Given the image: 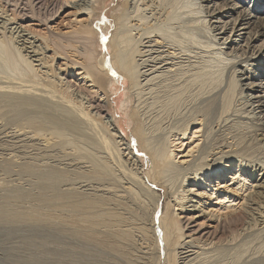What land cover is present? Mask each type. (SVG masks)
<instances>
[{"label":"bare ground","instance_id":"1","mask_svg":"<svg viewBox=\"0 0 264 264\" xmlns=\"http://www.w3.org/2000/svg\"><path fill=\"white\" fill-rule=\"evenodd\" d=\"M49 1L57 5L59 9L67 7L70 2V0ZM49 1L34 0L33 5L43 6ZM106 1L108 0H73L72 6L75 12L82 14V18L77 21L79 23L72 25L70 30L60 33L51 32L49 34L51 30L49 26L48 33L43 32L42 36L39 33L40 30L36 29L41 24L39 21L36 22L32 8L28 10L27 5L20 1L0 5L4 10L11 7L13 11L15 8L17 15L13 14L14 17L11 18H16L18 25L13 34L16 33L15 37L26 36L19 47L11 41L13 38L10 40L6 34H0L1 62L9 64L12 73V76L0 75V104L6 106L5 109L0 105L4 109L0 113L16 115L20 111L28 112V116L24 114L25 123L38 127L34 128L35 134L41 128L49 127L50 132L47 134L57 139L48 141L41 135L40 137L43 138L41 142L42 139L38 140L35 137L37 135L20 131L22 136L27 137L28 141L36 143L39 141L42 150L70 145L74 152L70 150L73 153L71 156L78 155L73 160L80 159L77 163L74 162L78 165L76 168L79 169L78 171L73 169L74 172L76 174L78 172L79 176L85 179L98 181L95 187L80 185L79 190L66 189L64 193L67 194L58 195L60 199L55 197L53 203L58 202L54 205L61 208L68 203V199L64 200L65 197L68 198L71 193L79 191L81 195L79 209L82 210H80L81 215L71 216L70 213H74L75 208L70 209V207H77L78 204H71L74 201L72 199L68 203L70 206L68 208L72 212L63 216L58 211L59 215L52 220L59 218L64 224L78 226V232L87 235H82L85 239L103 249L113 251V254L115 252L116 255L124 257L128 264H233V261H239V259L241 261L248 254L243 256L240 252L243 250L242 246L244 247V244H240V240L245 234L251 233L253 229H257L264 223V159L259 161L254 154L258 148L262 149L264 154V117L259 119L256 116L257 124L237 120L227 125L228 122L225 123V121L228 116L237 111L233 110L232 100L235 98L236 91L240 94L243 89L241 80L244 78H237L238 71L234 67L235 64L240 63L238 59L235 60L237 55L248 52L250 56H246V61L255 58L259 63L264 55V40L256 44L258 36L264 31V17L254 24L250 21L252 16L249 13L243 14L236 24V19L230 18V12L224 11L223 5L216 3L212 11L210 9L206 11V13L210 11V14L211 12L215 14L216 10L215 21L209 19L208 24L205 20L201 21L205 22L203 24H206L207 31L219 30L223 35L222 43H226L229 39L228 42L233 44L231 50L241 53L228 54L225 52L229 58L222 57L223 60L218 59L219 56L212 58L207 53L209 58H206V55V59H203L204 56H202V60L198 62L196 59L192 60L191 52L187 49L190 47L186 48L187 44L181 39H166L164 34L158 31L157 26L152 27V23H149L153 17L157 21L167 9H170L168 17H171L174 0H121L120 4L112 10L111 17L115 27L105 47L110 51L109 61L113 67L112 70H115V73L127 82L125 88L127 98L124 108L129 110L127 117L131 125L129 133L131 137L129 136L130 141L126 142L123 141L124 136L118 134L122 131L120 119L112 113L111 105H109L112 96L109 91L110 86H114L116 78L110 73L111 69L108 68L109 63L106 60V49L102 48L100 30L107 31V25L97 29V22L105 9ZM198 5V12H201L200 2ZM149 8L153 13L142 16V10ZM259 8L264 9L263 2ZM50 17L41 19L43 22H40L43 23L44 28L53 22L56 15L52 13ZM144 18L150 20L139 23ZM244 24H248L247 27L243 26ZM251 25L253 29L245 31ZM240 30L244 32L240 33ZM28 34H33L46 42L44 43V45L47 44L46 47L44 48L43 45L44 49H40V52L38 47L32 46V42H26L29 39ZM213 37L215 38V35ZM240 40L244 43L239 44ZM77 43L81 46L80 50H74ZM70 48L72 50L69 51ZM221 48L218 47V55L221 53ZM190 51L193 50L190 49ZM69 53L75 58L70 59L67 56ZM214 53L213 55L216 54ZM195 61L199 65L193 64ZM223 63L228 64V70L222 69ZM251 65L253 68L259 64L251 63ZM223 71L228 75V81H225V84L223 83L225 77ZM247 71L245 72L249 76V69ZM248 85L259 92L255 96L247 93L248 100L254 99L251 103L256 101L259 105L257 107L261 108L260 112L264 113V81L260 80L257 84L250 82ZM187 90L192 91L196 97L206 94L205 99L202 104L192 108L185 119L183 117V122L173 128L170 127V130L166 129V134L163 126L161 132L160 124L165 119L167 123L168 118L174 116V108L182 97L185 100ZM75 91L83 95V97L81 95L82 99L75 98ZM252 104L250 107L253 106ZM249 113L252 112L249 111ZM147 118L152 120V123L147 122L145 120ZM19 126L17 125V128ZM221 128H223L222 132L227 130L224 133L225 136L215 135V138H209L214 129L218 132ZM196 134L198 138L204 136L206 139L201 145H198L200 139L194 138L193 140ZM25 137L22 138L25 139ZM184 139L188 140L185 145L188 149L179 160L176 156L179 151L176 152L173 149L176 146L173 143L179 140L180 147ZM134 140L138 151L143 153L147 163L143 162L144 157L141 156L137 160L133 155L131 142ZM62 149L69 151L64 150V147ZM124 153L129 154V157L133 159L132 165L136 167L129 166V168L127 164L125 165L127 162ZM137 161L140 163L138 164ZM40 168L42 169V167L38 169ZM169 172L172 173L171 176L166 177ZM41 174L43 175L37 177L46 181L50 179L46 174ZM173 174L176 178L179 177V182L174 180L176 186H172L174 189L172 188L170 194L165 196L167 185L163 186V184H167L168 179L174 178ZM22 188L23 186L19 183L11 184L0 179V190L3 192H0L2 200L0 201V221H11L20 218L21 215L48 221L47 219L52 215H56V212L53 211L55 213L53 214L47 209L45 212L38 204L31 205L32 203H29L31 206H23V210L15 209L14 203L19 199L14 197H18L17 191L23 190ZM156 188L163 189V196L160 192L157 193ZM23 194L22 196L25 195ZM205 195L209 200L218 201L219 207L216 212L205 213L207 206L202 200V196ZM46 196L50 195L45 194ZM34 197H36L35 194ZM101 204L108 205L105 206L107 213L104 210L102 211L106 214L96 211L102 216L97 218L94 215L97 218L95 219L89 212L91 210L95 212L94 208H100ZM63 209L62 212H66L67 208ZM137 234L141 237L140 244L136 242ZM245 248L244 251L248 249L246 246ZM217 249L227 252L233 249L229 256L234 258L224 259L226 262L212 260L213 257L211 259L209 253ZM261 250L256 248L253 254L249 252V256L260 254L264 257V251ZM208 257L214 262L211 263Z\"/></svg>","mask_w":264,"mask_h":264},{"label":"rangeland","instance_id":"2","mask_svg":"<svg viewBox=\"0 0 264 264\" xmlns=\"http://www.w3.org/2000/svg\"><path fill=\"white\" fill-rule=\"evenodd\" d=\"M14 1L15 0H0V5H5L7 3L13 4L12 2H14ZM18 1L22 2L23 4H26L27 5L26 8L28 10L30 8H32L34 17L36 18V22L38 23V21H39V24H41V26L36 27V29L41 31V32L39 31L41 36L43 35V32L48 33V30H50L49 26H51V30L49 31V34L51 32H53V33L59 32L60 33V32L68 31L73 27L72 25H74V24L76 25V23H79L77 21L80 18H82L81 17L82 14H79V13L77 14L75 12V9L73 8V6H72L73 0H70L68 6L64 7L62 9H59V7L57 5H55L54 3L51 4L52 1H49V0H48L49 2H45V4L43 6H41L39 4L34 6L33 5L34 0H16L15 2H18ZM120 1L121 0H108V1H106L105 9L100 14L101 17L99 16V19L97 22V29L107 25L106 26L107 31L100 30L101 39L104 38V39H102V48L106 49L105 54H106V60L109 63L108 68L111 69L110 73L112 76H115V78H116L115 82L113 84L114 86H110L109 91H110L112 96L110 98V104L109 105H111L112 113H114L115 116L118 119H120L122 131H119L120 133H118V134L119 135L122 134L124 136V139H125L123 141L127 142L129 140V136H130L129 133H130V128H131L130 122L128 123V117H127V112L129 110L127 108H124V104H125V101L127 98V94H126V90H125V88L127 87V82L124 78H122L120 75L115 73V70H112L113 67L110 65V61H109L110 60V58H109L110 57V51L105 47L106 41L109 38L111 32L113 31V28L115 27L114 20L111 17L112 16L111 14L113 12L112 10L114 8H116V6L118 4H120ZM174 2L175 3L173 5V10L171 8V13H170L171 17H168V13H169L170 9H167L165 11L166 13L164 15H162L157 21L154 19L155 17H153L149 23L150 24L154 23L153 25L151 24V26L152 27L157 26L158 31L162 32L166 39H173V38L177 39V40L181 39L183 43L187 44L186 48L188 46L190 47L187 49H189V52H191L190 54L193 57L192 60L196 59V61H198V62H199V60H202V58H203L202 56H204L203 59L209 58L208 54H210V56L212 58L214 56H217V57L219 56L218 59H222V57H226V58L228 57L229 58V56L225 52H227L228 54H233L234 52H239L237 54L241 53L240 51H232L231 50L233 48L232 47L233 44H231V42L230 43L228 42L229 39H227L228 41L226 40L227 41L226 43H222L221 39H222L223 35H222V33H220L219 30H214V28H213L214 31L212 32L211 30L207 31V29L205 28L206 24H203V23L206 22L208 24L209 19H210V21H215L214 16H216L217 12L215 10V14H213L212 12L210 14V11H212V9H214L216 7V5H215L216 3H218L220 5L222 4L224 7V11L230 12V15H231L230 18L236 19V24L239 22L240 17L243 14L249 13L252 16L250 21L254 22V24H256L257 22H260L261 18L264 17V9L259 8L260 4L262 2L264 3V0H213L211 2L206 1V0H174ZM199 2H200V8L199 9L201 12H198ZM196 3H197V5H196ZM175 6H177L178 8ZM49 8H52V9L49 10ZM55 9L58 12H56ZM209 9H210V11L206 13V11H208ZM3 10L4 9L2 7H0V34H3V35L6 34V36L8 38H10V40L13 38L11 41L15 42V46L17 45V46L21 47L22 40L25 39L26 36L15 37L16 33L13 34L15 27H17V25H18V23L16 22L17 21L16 18L15 19L11 18L12 16L14 17V15H17L15 8L13 9V11H12L11 7L6 8L4 11ZM148 10H144L145 12L142 10V13H143L142 16L144 15V17H145V16H148V14L153 13V11L150 8ZM51 12L53 13V15H56V18L53 20V22L50 23V25H48V26H46V28H44V25H42L43 23H41V22H43L42 20L47 19L50 16H52ZM119 12L121 13V11H119ZM36 13L37 14L39 13L38 14L39 16ZM2 14H4V15H2ZM47 15H49V17ZM176 17H178V18H176ZM168 18H170V19H168ZM50 19H51V17H50ZM149 20L150 19L144 18L143 21H139V23L144 22V21H149ZM201 20H205V22H203ZM29 22H32V21H29ZM149 23H147V24H149ZM213 23H216V22H213ZM247 25L244 24L243 26L247 27ZM42 27H43V29H42ZM263 27H264V25H263ZM237 28H239V26H237ZM252 29H253V25H251L250 28L245 29V31L246 30H252ZM1 30H2V32H1ZM103 31H105V33ZM168 32H169V35H168ZM242 32H244V30H240V33H242ZM46 33H45V36H46ZM236 33H238V32H236ZM262 33H261V35L258 36V41H256V44H260L264 40V31ZM177 34H178V36H177ZM11 35L14 37H12ZM32 35L33 34H31V35L28 34L29 39L26 40V42H30V43L32 42V46L38 47L39 51L41 52V50L46 47L47 44L44 45V43H46V42H44L43 40H40L39 37H36L34 35L32 36ZM213 35H215V38L213 37ZM241 35H243V34H241ZM233 37H235V36H233ZM23 42H24V40H23ZM38 42H39V44H38ZM72 43L74 44V42H71V44ZM242 43H244V41L240 40L239 44H242ZM78 44L79 43L76 44L77 46L75 47L76 49H74V50H80L81 49L80 48L81 46H78ZM27 45H28V43H27ZM43 45H44V48H43ZM198 47H199V49H198ZM218 47H222L221 53L223 55L221 53H220L221 55L217 54ZM229 47H231V48H229ZM190 49H192L195 52L190 51ZM70 50H72V49L70 48L69 51ZM203 51H205V52L203 53ZM214 51H216L215 52L216 54L214 53ZM23 53H25V52H23ZM50 53H53V52H50ZM213 53L215 55H213ZM69 54H67V56L70 59L75 58L73 56V54H71V53H69ZM47 55H50V54L47 53ZM241 55H242V57H241ZM194 56H196V58H194ZM197 56H199V57H197ZM205 56H206V58H205ZM237 56H236L237 58L235 60L238 59V61L240 63L235 64L234 67L238 71L237 72V74H238L237 78H240V79L244 78L243 80H241V82H242L241 85H242L243 89L240 92V94H237L238 93L237 91L234 94L235 98H234V100H232L233 101L232 104L234 105L233 110L234 111L237 110V111L233 112L232 115L228 116L229 119L226 118L225 123L228 122L227 125H230V123L232 124L233 122H236L237 120L238 121L241 120V121H244L245 123L247 122L248 124H257L258 120H257V118L255 119V117L258 116V118L261 119L262 117H264V113L260 112L261 108L257 107L259 105L256 101L253 102V104L251 103L252 101H254V99L248 100L249 97H247L246 94L248 93V94H251L253 96L259 94V92H258V90H256V88L251 87V85H248V84L250 82H252L253 84H257V83H259L260 80L264 81V55L261 58L260 63L258 61H256L257 59H255V58H254V60L251 58L250 60L246 61L247 57L250 56L248 52L247 53H241L240 55H237ZM240 57H241V60H243V61L240 60ZM1 61L2 60H1V55H0V75L5 76L6 74H9V76L10 75L12 76V73L10 70L11 67L9 66V64L8 65L4 64ZM196 61L193 64H196L197 63ZM35 63H36V61H35ZM251 63H253L255 65L256 64H259V65L257 67L252 68ZM197 64L199 65V63H197ZM243 66H246L247 68L243 67ZM228 68H229L228 64H224V63L222 64L223 70L226 71V69L228 70ZM245 68L247 70L249 69V71H250L249 76H248V73H246L248 71L245 70ZM225 71H223L224 76H225V77L223 76L224 77L223 83L225 81L226 82L228 81V75H227V73L225 74ZM245 75H247L248 77ZM251 75L253 77H250ZM223 83H222V86L225 84V83L224 84ZM80 84H83V83H80ZM108 89H109V87H108ZM190 92H188V90H187L186 95H185V100L182 97V99L184 101L181 99L182 102L179 101L178 105L176 107L174 106L175 107L174 108L175 112L173 111L174 116L168 118L167 123H166V119L164 122L162 121V123L160 124L161 129H159L161 132H162L163 126H164L165 130L166 129L170 130L171 128H173V126L177 125L178 123L183 122V117L185 119L186 116L191 112L192 108L202 104V101H203V99H205L204 96H206V94L203 95L202 97L201 96L196 97L192 93V91H190ZM236 94H237V96H236ZM74 95H75V98H77V99H82V97H83V95L80 94V92H78V91H75ZM81 95H82V97H81ZM250 103L253 105L252 107H250L251 106ZM133 104H134V101H133ZM0 105H2V104H0ZM2 106H3V108L6 109V106H4V104ZM2 106H0V111L4 110L2 108ZM244 107H245V109H244ZM243 111H244V113H241ZM249 111H251L252 113H249ZM24 114L27 115L28 112L20 111L19 114H16V115H12V114L3 115L0 113V179H3V180H5L11 184L16 182V183H19L20 185L23 186V188H22L23 190L20 189L21 191H17L18 197L17 196L14 197L15 199H19L14 203L15 209L23 210V206L28 207L32 203L31 205H34V204L37 205L38 204L40 206V208L42 207L41 209L44 210L45 212H46V209L48 211H51L52 213L54 211V212H56V215H52V217H50L51 219L49 218L50 220L47 219L49 222L46 220L43 221L42 219L41 220L39 219L40 220V222H39V220L31 219L33 216H29L30 218H27L26 216L24 217L22 215L20 216V218L18 217L17 219L15 218L14 220H11V221L10 220L6 221V222L0 221V264H128V263H126V259L124 260V257H122L120 255H116L115 252L113 254V251L106 249V248L103 249V248L97 246L92 241L90 242V240L85 239V237H83V236H87V235L81 234V232L79 233L78 232L79 231L78 226L76 227V225L74 226L73 224L70 226V224H68V223L64 224V223H62V220H60L59 218H57V220L56 219L52 220V219L56 218L57 215H59V212H61L60 215H63V216L66 215L67 216V215H69L70 212H72V210H70V209L75 208V211H76L77 207H78V210L76 212L74 211V213L72 212L70 214H71V216H73V215L79 216L80 210H82V209H79L80 200H81V195H79V193H80L79 191H77L75 193H71L70 195L68 194L69 196L66 195V196H68V198L67 197H65V199L62 198V200L64 199L65 201H67V199H68V203L70 201H72V199H73L74 201L71 202V204L78 203L77 207H70V206H68V203L66 204L67 207L66 206L61 207L62 209L67 208L66 212L68 214H66L65 211L62 212V209L60 208V206L57 207L58 205H54L55 202H58V201H54V203H53V200L55 199V197L59 198L58 195L67 194V193H64V190H66V189H71V190L77 189V190H79L80 185L95 187V186H97L98 181L96 182L95 180L88 179V178L85 179L84 177H80L78 172H77V174H76V172H74L75 170H73V169H76L77 171L79 170L76 168V167H78V165L76 163L80 159L79 160L78 159L73 160V158L78 157V155L75 157L71 156L74 152L72 151L73 149L71 150L72 147H70V145L67 147L63 146L64 150L66 149L69 151H63V149H62L63 147L62 148H59V147L53 148L52 147L53 149H50V147H49L46 149L48 151H46V150H42L40 148L41 145L39 144V141H37V143L32 142V141H28L27 137L22 136L21 132L25 131L24 132L25 134L26 133L32 134L34 136L37 135L35 137H37L38 140L42 139L41 142L43 141V138H46L48 141L49 140L51 141V139L52 140L57 139V138L53 139L51 135L47 134L50 132L49 127L41 126V127H44L45 130L43 128H41L38 131V133L35 134L34 128L36 129L38 127H36V126L32 127V125L29 126L28 124L26 125V123H25L26 120L24 118L26 116ZM240 114H241V117H244V118L241 119ZM145 120L147 122L152 123V120H148V118ZM16 124L20 125L19 126L20 129L17 128ZM23 126H25V127L23 128ZM159 130H157V132ZM193 130H194V128H193ZM222 130H223V128H221V130L217 132L214 129V131H213L214 133L212 132L209 135V138L210 137L215 138L216 136L221 137V135L225 136L226 134L224 135V133L227 132V130L226 131L224 130L223 132H222ZM16 131H18V132H16ZM41 132H43V133L41 134ZM166 132H167V130L165 131V134H166ZM157 134H159V133H157ZM199 134H201V133L199 132ZM250 134H252V133H250ZM41 135H43V138L40 137ZM44 135L46 137H44ZM197 136H198V134L194 135L193 140H194V138L197 139L198 138ZM227 136H229V135H227ZM22 137H25V139ZM198 139H200L198 141V143H199L198 145H201L202 142L204 140H206V139H204V136L203 137L201 136ZM251 139H252V137L250 138V140ZM187 142H188V140H186V139L182 140L183 145L180 147H179V145H180L179 140H176L173 143L176 145L175 147H173V149L176 152L179 151V154L176 155L177 157H179L178 158L179 160L182 159V155H184L185 151L188 149V147L185 146L187 144ZM43 143H45V142H43ZM136 144L137 143L135 142V140L131 142L133 155L136 157L137 160H139V158L141 156H142V158L144 157L143 162L147 163L148 161H146L143 153L138 151ZM125 152H127V151L125 150ZM262 152H263L262 149L258 148V151L256 153H254V154H256V157H258L259 161H263V159H264V157L262 156L264 154ZM64 153H66L67 156ZM78 153L79 152H77V154ZM195 154H197V153H195ZM64 156H66L68 158H66ZM12 157H14V158H12ZM124 158L127 162V163H125V165L127 164L126 166H128V167L130 166L131 168L136 167V165H132L133 159L131 157H129V154L126 155V153H124ZM74 162H76V163H74ZM137 163L139 164L140 161H137ZM26 165H29V166H26ZM38 166L42 167V169L41 168L38 169L39 168ZM28 171H30V172H28ZM56 171H59L61 173L56 172ZM41 173L46 174L47 177L50 179L48 180L47 177L44 176L47 179V181H46V180H43L42 178L37 177L38 175H43ZM29 174H31V175H29ZM171 174H172L171 172H169V175L167 173L166 177H170ZM172 176L174 178H170V180L167 178L168 180L167 181L165 180L167 184H163V186L167 185L165 188V191H166L165 196H168V194H170V191H172L174 189V187H172V186H176V183L174 184V180L177 183L179 182V177L176 178V175H174V174ZM187 176H189V175H187ZM42 180L45 182H43ZM165 181L163 183H165ZM43 183H44V185H42ZM169 183H171V184L169 185ZM72 186H73V188H72ZM50 187H52V188H50ZM76 187H78V188H76ZM24 189H25V192H24ZM156 191H157V193L160 192L161 193L160 195L163 196V194H164L163 189L161 190L160 188H156ZM0 192L3 193L2 190H0ZM23 192L25 195L23 194ZM22 194L24 196H22ZM34 194L36 197H38L37 198L38 200L36 199V197H34ZM45 194H47L48 196L50 195L49 196L50 198L47 196L45 197ZM161 200H162V198H161ZM202 200L205 202V205L207 206V208H206L207 211L205 210L206 211L205 213H207L208 211L216 212L217 208L219 207L218 201H216V199L209 200L208 196L205 195V196H202ZM0 201H2V200L0 199ZM47 201H50V202H47ZM192 201L195 202V200H193V199H192ZM188 204H190V202ZM0 205H1V203H0ZM201 205H202V203H201ZM105 206L107 207L108 205L101 204L99 206L100 208H98L99 210L97 208H94L95 212H93V210H91L89 213H91V216L93 218L97 219L101 215L100 213H97V212L102 213V212L106 211V213H107V208ZM68 207H70V209ZM102 210H104V211H102ZM53 214H55V213H53ZM124 214H126V213H124ZM24 218H26V219H24ZM58 220H60V221H58ZM58 222H61V223H58ZM74 228H76V229H74ZM255 233H258V234L256 235ZM134 237H135V235H134ZM135 238L137 240L136 242H138L140 244L141 243L140 242L141 237H139V235L137 234V236ZM262 238L264 241V223L261 226H259L257 229L256 228L253 229V231L251 233H247L244 235L242 240H240L241 241L240 244L241 245L244 244V247L242 246L243 250H241L240 252H242L243 256L246 254H248V256L246 255V256H244V258L242 257L243 259H241V261L239 259L240 262L237 260V261H233L232 263L233 264L234 263H236V264H264V257H262V255L256 254V255L251 256L254 253V249H256V248H258L260 250L262 249L261 251H264V247H263L264 242L262 241ZM246 244H248V245H246ZM245 246L248 247V249L245 250L246 252L244 251V249H246ZM232 250H229V252H227L226 250L224 251L222 249H220V250L217 249L215 251L213 250L212 251L213 253L212 252L209 253L210 254L209 257L211 259L213 257L212 260H214V261L220 260V261L226 262L225 260H229V259L232 260V258H234V257H232V258L230 257ZM250 251L252 253V254H250L251 257L249 256ZM247 257H248V259H247ZM211 259L209 261L211 263L214 262ZM121 260H122V262H121ZM229 264H231V263H229Z\"/></svg>","mask_w":264,"mask_h":264},{"label":"snow or ice","instance_id":"3","mask_svg":"<svg viewBox=\"0 0 264 264\" xmlns=\"http://www.w3.org/2000/svg\"><path fill=\"white\" fill-rule=\"evenodd\" d=\"M102 39H104V38H102ZM115 74V73H114Z\"/></svg>","mask_w":264,"mask_h":264}]
</instances>
